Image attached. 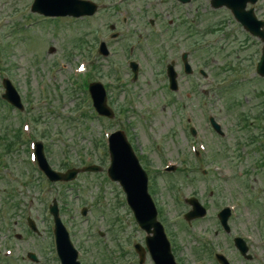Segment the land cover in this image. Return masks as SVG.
<instances>
[{
  "label": "rangeland",
  "instance_id": "1",
  "mask_svg": "<svg viewBox=\"0 0 264 264\" xmlns=\"http://www.w3.org/2000/svg\"><path fill=\"white\" fill-rule=\"evenodd\" d=\"M31 1L32 0H0V31L2 30L6 35L2 33V36L6 37V41L9 40L12 44L10 49H7V56L5 53L0 59V69H4L0 71V94L3 91L1 86L2 77H12L17 90L20 92V95H22L23 102L27 103V108L25 107V109L19 113L13 108H5L6 106L0 105V156L6 163V166H3V169L0 170V240L4 237L5 228L8 227L11 230V234L9 235L11 237L9 240V248L13 253H18L21 257L26 249L33 248L41 255L39 262L33 264H48L46 258L48 251L45 249L46 247L44 244L50 241V235L46 232V230L49 229L47 227H50V225L47 226V222H45V217L49 218L47 211L45 213V208L49 204L48 202L51 198L56 197L58 204H62L63 206L61 218L70 233L72 242L76 247H82L81 251L83 255L80 256V258L85 261L84 264H106V262L103 261V255L100 256L102 250H105V246L108 248L106 253L113 256V259L117 260L119 264H127V262L129 264H138L135 255H133L131 251H128V253L124 252L123 255L119 253V243L126 242V244H129L132 241L142 242L144 233L138 229L133 219L129 216V209L127 210L123 201V195L120 189L116 188L115 183L109 180L107 181L106 179L102 180L101 178L104 176L103 172L82 173L77 176L73 184L49 183L50 186L46 184L47 186L44 187L45 193L42 196V194L39 193V187L30 168L25 167L23 164L25 162L23 157L26 159L27 152L23 149V146H19L17 151L14 149L15 145L19 143L18 138H14V136L18 129L20 130L19 127L22 124L21 119L25 116H36L39 119L35 121L36 123L32 120L31 122L29 121V123H27L28 128L23 126L26 121L23 122L22 131L24 135L30 133V131L37 135L44 129L48 131L49 138L45 141L49 143L48 147L50 150L47 153V157L52 166L56 167L60 161L65 159H69L72 161V164L78 165L82 158L81 156H85L86 154L92 157L91 161L93 163H98L100 160H103L106 164L108 163V156L105 155V158H101L102 149H99V147L104 140L103 134L105 135L107 128L110 129L111 124L117 126L116 122L109 124L107 119L98 118V116L94 114H91V118H84L87 116L83 115L81 117L79 116L77 119L68 121V119L74 115V113L71 115L70 111L75 110L76 105L82 101L81 98L83 97L80 94L79 98L73 99V95L71 94V80L74 78V73L78 70V64L83 63L85 66L83 72L87 73L89 71V62H93L90 57L87 59L83 57V55L88 56L92 51H89L87 47L93 43L95 44V39L90 29L94 19L84 18L76 21L70 17H45V19H43L41 16H37L36 13L33 14L32 12V14H30L29 5ZM201 1L203 0H200L195 7L198 6ZM152 6L153 8L148 7L145 9L143 0L136 1L135 7H132L134 11L132 15L134 20H130L131 18L127 19L126 27L124 22L121 24V30L123 31L121 37L126 41L125 45H127L128 40L133 39L137 35V32H139L134 30L132 32L133 34L128 36L131 33L127 31V28L134 27L135 29L136 25V27L141 30L140 32H148V19L150 17H156L155 15H158V17H156L155 28L159 30L160 37L168 41V44L171 43L170 41L178 40L179 35H183L181 33H184L183 26L189 25V22L192 21L194 24H198L201 28H204V34H200V36L195 37V39H186L184 48L191 50L190 60L192 61V65L194 67L202 66L208 73V80L201 79L198 74L192 77L193 80H196L198 77L199 81L204 82V86L209 84L208 87H210V92L214 85L212 81L214 76L217 77L221 83H226V75H230L231 77L233 73L237 71L235 74L242 73V75L245 76L253 70L252 63L253 65L255 63L253 58L256 53L255 47L258 39L247 34L241 27L238 28L237 23H235L236 21L226 10H211L205 0L204 5H201L197 9L195 7L191 8V6L188 5H186V7H181L153 3ZM259 7H261L260 9L263 11L258 12L260 15H264V0H261ZM119 12H122V10ZM165 12L166 14H164ZM116 14L117 13L112 9H103L95 17L97 20L96 23H94V21L93 23L98 25V28L106 27L110 22H117V19H115ZM169 21H171V23H169ZM28 22L32 24L25 25V23ZM178 22H180L179 26H182L178 31L179 33H170L166 30L170 24L175 25V23L178 24ZM80 36L87 41L84 44V48L86 49H81L76 46V38ZM203 39L204 47L199 48ZM123 40L114 43L117 47V53L114 52L113 58L111 59H125L124 55L126 51L121 49L124 42ZM196 44L198 45L196 46ZM168 49H171V47L168 46ZM125 50H127V48ZM90 55L93 57L92 53ZM96 57H98L97 53ZM111 59H108L107 56H100L97 58L98 61L93 63L97 64L99 70L106 73L107 71L104 69V66L110 64L112 61ZM169 59L171 58H168L167 61H169ZM7 74L10 75L8 76ZM96 76L103 81L104 77L100 73L91 77ZM116 76L117 74H113V78H116ZM250 77L255 79V77ZM260 79L264 82V78ZM184 80L185 79L181 80V86L186 90V82ZM40 81L45 82V87L43 89L49 93L46 105L39 103V99L44 96V91L42 93L39 92V87L44 86ZM214 81H216V79H214ZM158 82L159 84L152 86L151 89L143 84L141 89L145 98L153 100L152 96L155 98L157 94L161 98L159 88L163 89L165 87L162 86L161 80ZM262 82L255 80L253 83H250V93L248 94V91L243 90L241 92V98L244 96H254V89L258 90L259 88H264ZM79 84V91L83 94L82 78L79 79ZM84 87H86L85 82ZM146 90L148 91L146 92ZM233 90H235V88H233ZM119 96L120 99H122V94L120 92ZM124 97L127 99L125 94ZM209 97L215 102L213 110L218 112L219 119L224 121V126L226 125V127H229V123L233 117L231 114L226 113L227 108L224 103H222V99H219L217 102L218 96H212L210 94ZM235 97L236 94L233 91L232 98L234 99ZM193 102H196V99H194ZM130 107H133V105L130 104ZM199 107L200 106H197V104H192L191 109L192 113L196 112L198 117H201L199 114ZM168 110L169 108L167 107L166 112L163 111L164 115L160 117V120L151 123V126L146 124L144 127L141 121L142 119L136 117L138 125L137 138L142 147L148 150L152 146L159 147L157 146L159 140L155 141L154 137L157 140L161 134L166 133V136L164 137L163 135V139L161 140L163 144L160 146L161 148L159 147L162 149V152L160 153L159 150L154 151L153 149V158L156 161L155 164L159 165L164 160L174 162L184 160L186 161L187 167L193 169L189 172V176L187 174L180 175L179 172L175 173V178L172 180L167 176L157 177L160 181L158 185L162 188V193L165 196V203L167 204L170 214H176L178 205L175 204V195L194 192L201 200H204V192L206 191H204V176L201 174L202 166H197L196 169L193 168L192 162L199 163L192 154L191 150L193 148L200 149V147H204L205 140L209 151L210 146L218 148L220 147V142H224L225 151L220 150L223 154L218 156L217 162L219 164L222 162L223 166L227 168V172H229V170L233 171L232 168L234 167L238 168L239 164L236 148L233 146L236 136L229 134L223 139H220L217 134L212 132L209 127L205 125L203 120H199L195 122L196 124H200L198 126V137L190 144L192 139L179 129H176L173 135L171 134L170 130L172 129V123H170V119H168L170 117L167 113ZM175 113L176 110L173 111L171 117L173 121L176 122L175 125L177 126L179 125L177 123V117L180 112L177 116H175ZM30 126L32 127L31 129ZM60 131L63 135L56 136L57 134L55 132ZM127 134L129 139L133 141V134L129 130ZM99 139L101 140L98 143ZM40 140L44 141L43 138H40ZM11 141L13 144L10 147L13 149L9 148L5 150ZM9 150L11 152H9ZM239 150L241 152L246 150L250 151L246 146L245 149L239 148ZM202 156L204 157V154H202ZM103 167L106 168V165ZM246 168L249 169L247 166ZM217 171L218 170L213 172L216 177H218L208 182L212 183L215 188L223 185L221 176H219L220 174L217 173ZM182 176H186V179H183ZM246 179H249L251 185L261 184V181L257 178L255 179L253 175L246 176ZM173 180L174 186L169 188L168 184ZM227 182H229V179ZM230 182L231 185L235 187L234 182L232 180H230ZM10 190L15 194L14 202L19 205L13 215V219L18 218V215L15 216L16 213L20 215L28 213L32 219H35L38 229L41 232V237L25 232L23 223L19 221L16 225L8 224L7 226L5 224L4 219L9 209V206H6L4 201L6 198L5 193ZM150 191L152 192V188H150ZM227 191L230 192L229 187H227ZM244 192L246 193L247 191ZM45 196V199L42 198ZM213 198H216L215 194ZM176 199L178 202L181 201L179 195H177ZM255 202L257 203V201ZM261 204H263V202ZM257 205L259 206V203H257ZM82 206L87 207V213L84 216L79 213ZM158 208L163 214L165 213L163 207ZM213 208L214 206H212L211 210H213ZM179 209L181 210L182 208L180 207ZM244 209L246 212H242ZM262 209L263 211L258 208L257 213L256 207H253L251 204H246V207L240 209L238 217L249 224L247 227L244 224H240L241 227H235L237 224L234 225L235 234L237 235H240L239 233H241V231H249L248 234L252 240H247L246 242L250 246L264 245V228H261L264 227V206ZM167 216L168 215H166V217ZM173 219V216L166 218V220L169 221L168 229L170 231L171 228L174 234V237L171 233L170 236L178 245L176 255L181 257L180 262L182 264H188L189 261L196 259V255L193 251L194 246H197L198 249L211 247L212 250H216L220 245L223 246L226 253L231 255L234 264H264L263 254H261L262 252L264 253V248L258 249L256 251V256L254 257L253 255L248 261L243 258L241 259L231 243L230 238L234 233H231L229 235L230 237H223L221 232L214 234L212 232V219L211 225H208V220H210V218H200L188 229L181 224L183 222H181L179 218L180 224L179 222H173ZM11 222L12 220L10 223ZM170 222L173 224L172 227H169ZM206 226H210L211 228L208 229ZM98 231H102L104 234L98 235ZM205 231L210 233V237L204 241ZM13 233H20L22 237L19 239L17 237L15 238ZM199 242L201 243L198 245L197 243ZM98 243H102V245H97ZM5 246L6 245H1L0 249L3 250ZM50 249L53 250V247H50ZM207 254V252H204V255ZM26 263L27 261L23 263L16 262V264ZM108 263L109 261H107V264ZM145 263L151 264L147 261L143 264ZM0 264L7 263L1 260Z\"/></svg>",
  "mask_w": 264,
  "mask_h": 264
},
{
  "label": "water",
  "instance_id": "2",
  "mask_svg": "<svg viewBox=\"0 0 264 264\" xmlns=\"http://www.w3.org/2000/svg\"><path fill=\"white\" fill-rule=\"evenodd\" d=\"M248 0H212V3L221 5L227 4L233 10L234 14L239 17L243 23L250 28L253 27L252 19L243 10ZM254 1V0H250ZM32 10H38L44 14H74L90 13L91 6L88 2H79L77 0H34ZM250 13V11H248ZM243 19H242V18ZM6 92L3 97L17 106H21L19 96L14 88L5 83ZM95 106L100 112H106L104 106V93L102 89L94 86L91 88ZM107 113V112H106ZM111 163L108 168V174L112 179L120 181L127 194V201L134 211L136 219L141 227L148 232H152L151 236L146 237V243L155 260L156 264H175L173 258L169 254L166 242L163 236L162 228L155 219V210L149 197L146 194V184L143 172L138 167L130 148L124 142L121 133H115L109 139ZM42 159V153H41ZM42 167L51 180L71 179L75 176L76 171L69 170L66 173L52 171L43 161ZM197 207L196 214H203V209ZM55 215L56 236L58 247L61 250V258L64 264H79L75 260V253L68 245V236L64 228L60 225L56 216V209L51 208Z\"/></svg>",
  "mask_w": 264,
  "mask_h": 264
},
{
  "label": "flooded vegetation",
  "instance_id": "3",
  "mask_svg": "<svg viewBox=\"0 0 264 264\" xmlns=\"http://www.w3.org/2000/svg\"><path fill=\"white\" fill-rule=\"evenodd\" d=\"M252 120H257L258 121V116L256 114H253V115L250 116V120H249V122L247 124L248 128H250V123L252 122ZM253 128H254V130L259 129V134L258 135L253 134L252 135V139L254 137L258 136V137H260L263 140V144H264V116L259 119L258 123L256 125H254Z\"/></svg>",
  "mask_w": 264,
  "mask_h": 264
}]
</instances>
